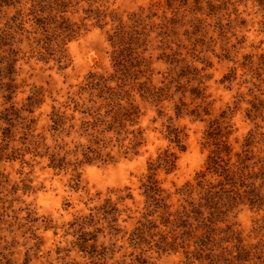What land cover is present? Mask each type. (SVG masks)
<instances>
[{
  "label": "rangeland",
  "instance_id": "obj_1",
  "mask_svg": "<svg viewBox=\"0 0 264 264\" xmlns=\"http://www.w3.org/2000/svg\"><path fill=\"white\" fill-rule=\"evenodd\" d=\"M263 99L264 0H0V264H206L211 220L213 250H264V187L206 170L215 128L260 167ZM132 101L138 124L108 129Z\"/></svg>",
  "mask_w": 264,
  "mask_h": 264
},
{
  "label": "trees",
  "instance_id": "obj_2",
  "mask_svg": "<svg viewBox=\"0 0 264 264\" xmlns=\"http://www.w3.org/2000/svg\"><path fill=\"white\" fill-rule=\"evenodd\" d=\"M257 104V105H256ZM247 117L250 120H256L257 118H262L264 120V99L262 101H256V102H250V107H247ZM140 108L137 104L134 103V101L130 102V107L128 108L127 105H124L121 103L119 105V113L117 118H114L113 121L109 120L108 125L112 129V127H117L118 129H123V131L117 132L118 134L120 132L124 133V131H127L129 129V125H136L138 124V120L140 119ZM115 116V115H114ZM136 117V118H135ZM259 121H255V124L257 127L261 126L259 125ZM264 128V127H263ZM117 128H114L113 131H116ZM214 133L211 135V148L209 150V154L206 161V170L212 174L217 175L220 177H223L233 183L234 186L237 184V180L244 179L245 181L247 179L249 181H253L254 184L250 186V194L252 196V202L256 198L255 196H260L262 187L260 184H256L257 178L259 176H262V179L264 181V159L262 157H257L256 159L259 160L262 158V161L258 168H254L253 166L256 164V160L252 158H243L240 157L239 152L235 150L234 144H238L239 142H232L231 140H225L223 137H219V129H214ZM111 131V130H107ZM210 131V130H209ZM263 133V132H262ZM106 135V134H104ZM232 135V133L228 134ZM264 136V134H262ZM179 134H175L174 138L176 139L173 142L179 143ZM208 137V136H207ZM227 137V136H225ZM98 138V136H95V139ZM145 134L143 129H138V136L129 144H125L126 138H119L116 145H120L121 149H125L126 151L124 153H128V151H131V149H134L135 151L139 152V147L142 145H145ZM113 141V136L104 137L103 140H99L97 142L98 145V153L102 155L101 153H109L108 150L110 142ZM246 147H248V151L245 154V156H253L254 152L252 150H249L250 148L256 147V137L253 136L249 132V136L246 139ZM172 142V140H171ZM234 143V144H233ZM132 146L133 148H131ZM183 147L180 148V151H183ZM221 155H238L240 157L239 163L230 162L226 160L221 159ZM111 157V156H110ZM167 152L159 154L157 159L149 160L148 163V174L147 178L149 180L150 186H146V188L149 190L153 189V186H156L157 182V175L158 172L161 170L165 171L166 173H169L176 169L177 167V157L174 154L173 158H168ZM104 162L113 161L111 158H106V160H103ZM250 165V167H248ZM229 195V192H228ZM254 203V202H253ZM209 227L206 229V235H203L199 237L198 239L205 242V246L207 248L206 251H204V254H201V258H203L206 264H264V250L262 247L259 246V243H253L249 240V242L243 240L239 234L232 232L235 235H238L239 240L238 244L234 245V247H221L219 251L213 250L211 247L213 246V240L214 235H216V224L213 220L210 221ZM205 236V237H204ZM212 243V245H211ZM235 248L234 252L233 249ZM198 252V251H196ZM200 253V252H198ZM193 252L191 253L192 256ZM189 263L187 264H193V260L189 259Z\"/></svg>",
  "mask_w": 264,
  "mask_h": 264
}]
</instances>
